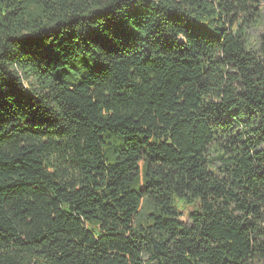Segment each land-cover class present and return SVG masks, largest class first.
<instances>
[{
	"label": "trees",
	"instance_id": "1",
	"mask_svg": "<svg viewBox=\"0 0 264 264\" xmlns=\"http://www.w3.org/2000/svg\"><path fill=\"white\" fill-rule=\"evenodd\" d=\"M263 4L0 0V264H264Z\"/></svg>",
	"mask_w": 264,
	"mask_h": 264
},
{
	"label": "rangeland",
	"instance_id": "2",
	"mask_svg": "<svg viewBox=\"0 0 264 264\" xmlns=\"http://www.w3.org/2000/svg\"><path fill=\"white\" fill-rule=\"evenodd\" d=\"M257 20L256 25L248 29V37L252 43H255L260 35H264V4L260 7V13ZM181 219L188 221L187 213L185 211L184 215L181 216Z\"/></svg>",
	"mask_w": 264,
	"mask_h": 264
}]
</instances>
